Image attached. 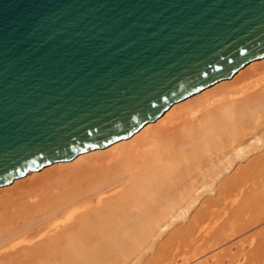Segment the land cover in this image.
<instances>
[{
    "label": "water",
    "instance_id": "water-1",
    "mask_svg": "<svg viewBox=\"0 0 264 264\" xmlns=\"http://www.w3.org/2000/svg\"><path fill=\"white\" fill-rule=\"evenodd\" d=\"M263 56L264 0H0V187Z\"/></svg>",
    "mask_w": 264,
    "mask_h": 264
},
{
    "label": "bare ground",
    "instance_id": "bare-ground-1",
    "mask_svg": "<svg viewBox=\"0 0 264 264\" xmlns=\"http://www.w3.org/2000/svg\"><path fill=\"white\" fill-rule=\"evenodd\" d=\"M160 116L1 186L0 264H140L170 226L210 237L222 207L264 193V151L247 159L264 148V56Z\"/></svg>",
    "mask_w": 264,
    "mask_h": 264
},
{
    "label": "rangeland",
    "instance_id": "rangeland-1",
    "mask_svg": "<svg viewBox=\"0 0 264 264\" xmlns=\"http://www.w3.org/2000/svg\"><path fill=\"white\" fill-rule=\"evenodd\" d=\"M261 77L260 74L251 81L255 82ZM258 150L252 151L253 154L249 153L247 159L262 154L264 148ZM247 159L233 164L230 170L236 169L235 167L238 165H245ZM45 168L47 166L37 172H41ZM22 179L24 182L28 180L24 177L20 178V180ZM207 194L205 193L203 197ZM251 198L252 196L238 198L240 201L237 200V203L222 207L219 216L212 221L213 223L203 224L202 226L207 224L211 228L220 226V230L210 237H200V239L192 241L196 237H190L191 231L187 230L182 231L178 236H172V233L180 228L183 222H177L172 227L170 226L156 239L155 253L153 250L152 252L148 251L142 258L143 262L149 261L148 264H187L189 261L186 259H189L193 262L190 261L192 264H264V193H258L256 197L253 196V200ZM143 262L140 264H144Z\"/></svg>",
    "mask_w": 264,
    "mask_h": 264
}]
</instances>
